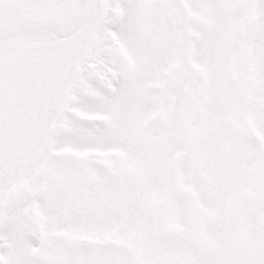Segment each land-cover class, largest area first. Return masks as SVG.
Listing matches in <instances>:
<instances>
[{
  "label": "snow or ice",
  "instance_id": "snow-or-ice-1",
  "mask_svg": "<svg viewBox=\"0 0 264 264\" xmlns=\"http://www.w3.org/2000/svg\"><path fill=\"white\" fill-rule=\"evenodd\" d=\"M0 264H264V0H0Z\"/></svg>",
  "mask_w": 264,
  "mask_h": 264
}]
</instances>
